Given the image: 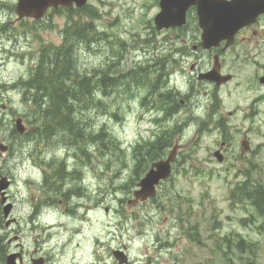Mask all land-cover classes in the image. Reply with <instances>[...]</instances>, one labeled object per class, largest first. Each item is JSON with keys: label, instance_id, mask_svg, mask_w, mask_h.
I'll return each mask as SVG.
<instances>
[{"label": "rangeland", "instance_id": "rangeland-1", "mask_svg": "<svg viewBox=\"0 0 264 264\" xmlns=\"http://www.w3.org/2000/svg\"><path fill=\"white\" fill-rule=\"evenodd\" d=\"M159 1L89 0L88 10L97 15L86 19L93 22L95 34L77 41L78 68L94 77L106 70L122 79L108 93L99 89L94 100L77 104L82 138L71 143L62 131L42 133L41 112L25 100L23 90L8 89L31 75L44 45L62 43L70 12L51 10L42 20H19L18 0H0V139L10 145L5 159L0 157V176L13 181L12 216L19 220L0 234L14 239L16 229L20 231L26 264H31L29 254L36 248L42 256L50 254L54 264H119L115 249L125 250L127 264H245L250 259L264 264V216L251 201L240 202L232 195L244 181L264 186V87L255 76L264 74V53L246 57L239 49L229 51L223 56V72L235 73V78L218 90L199 84L191 65L197 59L192 45L200 34L188 37L193 24L184 30L158 31L154 17ZM184 39L191 40L189 48L182 46ZM163 57L169 58L173 88L188 90L191 83L200 88L173 116L158 103L144 104L147 88L131 79L136 67L151 65L153 70ZM211 65L212 58L203 60L204 70ZM214 94L221 103L208 113ZM19 116L29 130L27 137L13 131ZM200 117L207 118L202 131ZM182 120L187 125L175 134L177 121ZM103 129L106 136L90 137L103 134ZM167 130L174 135L161 152L163 158L175 144L180 146L172 176L159 185L156 197L132 203L154 162L137 160L146 150H134L155 132ZM245 136L251 151L242 154ZM107 137L115 141L108 142ZM220 149L222 162L215 157ZM62 159L68 170L81 171L78 180L84 179L87 187L82 199L68 197V209L74 210L77 202L83 205L74 221L61 217V195L54 200L58 196L54 188L60 186L59 192L65 182L71 183L65 178L72 175L64 180L56 175L59 163H54ZM52 200L59 208L55 213L46 205ZM36 206L40 218L32 225L27 219ZM60 222L81 232L72 236L71 229L58 227ZM242 240L252 250L239 249Z\"/></svg>", "mask_w": 264, "mask_h": 264}, {"label": "trees", "instance_id": "trees-1", "mask_svg": "<svg viewBox=\"0 0 264 264\" xmlns=\"http://www.w3.org/2000/svg\"><path fill=\"white\" fill-rule=\"evenodd\" d=\"M75 12H77L76 16L70 15V20L62 31V43L60 45H44L41 49L39 61L31 76L27 80H22L20 83L13 85V87L22 88L25 100L41 112L42 120L45 122L43 130H41L42 133L45 132L47 135H52L51 132L62 131L64 133L63 138L67 139L68 142L78 141L82 138L81 120L78 119L75 112L77 104L94 100V95L99 89L108 93V89L118 84L120 79H122L111 76L106 70L102 71L100 78H98V75L94 77L81 73L78 68L75 47L77 41H84L92 33L95 34L93 22L87 21L86 17L93 18L97 15V12L90 11L87 7L79 8ZM70 13L73 12L70 10ZM139 69L132 71L131 79H134L137 85H146L148 91L147 96L144 98V103L156 93L158 96L156 101L162 103V107H165L168 115L172 116L177 111L174 106H178L179 103H176L177 99L172 91L165 93V97L163 93L160 94L161 88L165 83L163 63L161 61L158 62L157 73L156 69L152 71H148L145 67H140ZM220 101L221 99L216 96L215 103L211 106V111L215 112L217 110ZM167 103L174 105L166 107ZM202 118H199V131H202L207 124V118ZM180 129L181 126H176V132L174 133H180ZM101 133L103 134H90V137L101 139L102 135L104 137L108 134L104 129ZM164 134L166 135L163 136ZM173 135V132H168V130L162 131L157 133L149 142L140 144L137 147L139 151L136 149L134 150L135 153H142V150H146V152L142 153V156L138 157L137 160L142 158L149 165L153 161L162 158L164 154L161 155V152L169 146L168 142L171 143ZM107 141L113 143L115 140L107 137ZM54 164L58 165V162ZM59 166L57 173L64 174V165L61 164ZM232 195L234 197L237 196L240 202L251 201L258 213L264 216V186L262 184L244 181L233 190ZM237 247L241 250H252V246L243 240L237 244ZM245 264H255V262L250 259Z\"/></svg>", "mask_w": 264, "mask_h": 264}, {"label": "water", "instance_id": "water-1", "mask_svg": "<svg viewBox=\"0 0 264 264\" xmlns=\"http://www.w3.org/2000/svg\"><path fill=\"white\" fill-rule=\"evenodd\" d=\"M88 0H19L17 12L20 18L34 17L41 18L50 7L60 5L71 6L74 2L78 6H83ZM192 5H197L200 16V26L203 29L202 41L205 48L217 46L223 40L231 43L234 34L245 24L254 21L256 16L264 12V0H161L160 12L155 17V24L158 30L168 29L171 27L181 26L186 22V13ZM217 59V58H216ZM218 60V59H217ZM220 65L211 72L202 75L206 78L217 82L219 85L228 81L231 76H222L219 73ZM264 83V77L261 78ZM16 128L20 133L26 131L22 118L16 120ZM224 143L222 144V146ZM245 150H250V144L247 139L242 142ZM9 146L0 141V153L4 155ZM178 146H175L170 152L167 159L154 163L149 173L139 182V188L135 190V199L132 203L145 201L157 194V185L161 180L167 179L172 173V163L177 156ZM219 161L224 160L221 150L215 152ZM9 186L6 177L0 178V192ZM2 202L6 201L5 192H2ZM12 204L5 206V216L10 214ZM114 255L120 264H125L128 257L123 251H114ZM41 261V260H40ZM12 264V263H11ZM35 264H42L35 262Z\"/></svg>", "mask_w": 264, "mask_h": 264}, {"label": "flooded vegetation", "instance_id": "flooded-vegetation-1", "mask_svg": "<svg viewBox=\"0 0 264 264\" xmlns=\"http://www.w3.org/2000/svg\"><path fill=\"white\" fill-rule=\"evenodd\" d=\"M227 1H231V0H227ZM190 24L192 25V34H190L188 37H192L193 35H198L200 34V37L197 38L195 36L197 40L196 43H193L192 45V53L194 56L197 57V59L195 60V62L191 65V71L193 74H197V82L199 84H210L214 87V89H220L222 86L226 85H217V83L215 82H209L205 79L201 78V75L207 73L208 71H210L215 63V59L219 56V63H220V72L222 74H230L231 75V80L232 81L235 78V73H229V72H223L224 68H225V63L223 61V56L224 54H226L229 51H234V50H240L244 53V56L248 57L249 54L251 53H257V54H263L264 53V12H261L257 15V17L255 18L254 21H252L249 24L244 25L243 27H241L238 31H236L233 41L231 42V44L229 46H226V41H223L219 46H214L212 48H205L204 45L202 44L201 41V34H202V29L199 25V13H198V8L196 5L191 6L188 11H187V23L184 27L182 28H178L177 30H184L187 29L188 26ZM191 40L189 39H184L182 46L183 47H187L189 48V44ZM181 51H183L181 48L179 49ZM191 53V54H192ZM207 57H210V60L212 58V65L209 69L204 70V68L202 67L203 65V60L207 59ZM164 60L162 61L163 65L165 66L167 63V57H163ZM174 59H176L174 57ZM158 64V63H157ZM259 65H262L261 62L256 63ZM148 71H152L149 69L150 66H146ZM152 68V67H151ZM157 73V70H156ZM257 75L258 81H259V77L262 75H258L255 74V76ZM264 75V74H263ZM229 81V82H230ZM228 82V83H229ZM260 83V82H259ZM175 88H173L171 86L170 83H168V87H164L162 88V91H164V93H167L168 90H172L173 92H176L178 94L179 100H180V106H174L175 109H177V111L179 110V108L184 107V105L187 103V99H192L195 94L200 90V88L196 85L194 86V84L190 85V90H184L182 91L177 85H174ZM260 86L264 87V84L260 83ZM163 93V94H164ZM157 94L154 93V97H156ZM165 97V95H164ZM8 178L10 179L11 183H13L12 179L8 176ZM79 176L77 174V176L72 175L71 177L68 178V180H71L70 184H66L70 195L72 197H76L77 201L78 199H82V197L84 196V190L87 189L86 185L82 183L83 180H78ZM67 178H65L66 181ZM76 181V183H75ZM64 187V186H63ZM11 188V187H10ZM10 189L7 191V195L9 197V199L14 203L12 196L9 193ZM35 199V196H32V200ZM52 205L50 204V201L46 202V205L49 206V209L52 210L53 213H55L59 208L57 206H53L54 204V200H52ZM67 202H68V198L66 196H60L58 203L63 207V209L59 210V213L61 214V217L67 216L70 217L68 219L72 218H76L77 213L79 212V209L83 206L78 205L79 203L77 202L75 205H77V207L74 210H71L70 208H67ZM15 206V204H14ZM91 207V205H90ZM89 209H95L94 207L89 208ZM3 211V206L0 202V212ZM40 208L39 207H35L33 212L29 215V219L28 222H31L32 225L37 222L38 223V219L40 218ZM75 211V212H74ZM88 219V218H87ZM74 221V220H72ZM19 220L17 218H15L14 216H12V223L11 225H7L6 224V219L3 217V213L2 215L0 214V226H2V228H7L12 226L15 223H18ZM69 223H64L60 222V224L58 225V227H61V229L63 228H67V229H71L72 231V236H74L75 234H79L81 232V230L77 227V226H72ZM17 232L19 233H15L16 236L14 239H8L7 243L4 245L5 251L6 253L3 255H0V264H7L8 263V255L11 254H15V259H13L12 262H14V264H26L27 260V254L25 252V247L22 241V236L20 234V231L16 229ZM12 234V232H11ZM14 240H16L17 242H15V245H13ZM38 246L39 248L41 247L40 243L38 242ZM29 261L31 262V264H34V261L37 258H43L44 263L45 264H54V262L52 263L53 259L51 257L50 254L45 253L44 256L41 255L40 252H38V249L36 248L34 252L29 254ZM76 264L73 262L69 261V264ZM79 264V263H77Z\"/></svg>", "mask_w": 264, "mask_h": 264}, {"label": "bare ground", "instance_id": "bare-ground-1", "mask_svg": "<svg viewBox=\"0 0 264 264\" xmlns=\"http://www.w3.org/2000/svg\"><path fill=\"white\" fill-rule=\"evenodd\" d=\"M192 85H193V83H191ZM187 85V84H186ZM189 86V85H188ZM188 86H187V88H188ZM189 89V88H188ZM190 90V89H189ZM67 176V175H66ZM71 177V176H70Z\"/></svg>", "mask_w": 264, "mask_h": 264}]
</instances>
